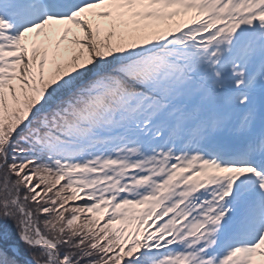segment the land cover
I'll return each mask as SVG.
<instances>
[{
	"label": "snow or ice",
	"instance_id": "obj_1",
	"mask_svg": "<svg viewBox=\"0 0 264 264\" xmlns=\"http://www.w3.org/2000/svg\"><path fill=\"white\" fill-rule=\"evenodd\" d=\"M257 256L264 0H0V264Z\"/></svg>",
	"mask_w": 264,
	"mask_h": 264
},
{
	"label": "rangeland",
	"instance_id": "obj_2",
	"mask_svg": "<svg viewBox=\"0 0 264 264\" xmlns=\"http://www.w3.org/2000/svg\"><path fill=\"white\" fill-rule=\"evenodd\" d=\"M254 264H264V257L257 256L254 260Z\"/></svg>",
	"mask_w": 264,
	"mask_h": 264
},
{
	"label": "trees",
	"instance_id": "obj_3",
	"mask_svg": "<svg viewBox=\"0 0 264 264\" xmlns=\"http://www.w3.org/2000/svg\"><path fill=\"white\" fill-rule=\"evenodd\" d=\"M101 220H103V216L99 217Z\"/></svg>",
	"mask_w": 264,
	"mask_h": 264
}]
</instances>
